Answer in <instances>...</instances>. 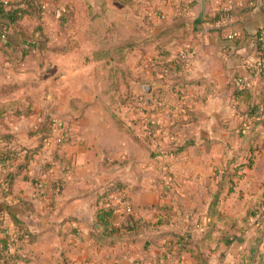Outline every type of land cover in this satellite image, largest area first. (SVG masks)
<instances>
[{
	"label": "crops",
	"instance_id": "1",
	"mask_svg": "<svg viewBox=\"0 0 264 264\" xmlns=\"http://www.w3.org/2000/svg\"><path fill=\"white\" fill-rule=\"evenodd\" d=\"M250 1L233 0L232 19L224 26H219L218 21L222 19L219 13L226 7L227 0H206L201 18H198L201 0H129L128 3L105 0L106 11L100 18L95 16L101 12L97 0L92 6L89 4L88 12L85 10L86 15L89 14V19L86 16V27L91 28L93 35L98 28L96 22L105 28L107 34L113 35L120 26L127 32L131 27L134 29L131 34L110 38L108 47L120 40L133 39L137 48L124 53L123 61L117 63L115 55L97 59L93 54L97 49L95 47L83 58L79 71L84 73L91 67L88 64L105 63L108 69L106 92L111 93L120 90L123 85L130 92L131 82L142 84V80L147 81L141 85L146 93L137 117L139 114L159 120L164 117L162 122L167 126V133L169 125L186 118L184 107L195 112L196 120L184 124L176 132L177 136L171 137L168 133L146 139L142 124L137 126L141 120L131 123L115 113L108 114L109 106L99 97L81 93L79 142L72 137L70 143L63 144L59 149L71 162V170L65 171L64 164L56 162L49 171L41 172L42 164L56 149L55 138L46 137L41 151L27 169L28 176H41L42 183L36 185L19 180L11 194H6L0 184V203L14 202L20 197L33 207L32 211L26 209L18 215L22 226H16L7 214L0 219V249H4L6 239L12 234H19L21 238L14 264H159L157 260L165 250L167 238L153 239L154 234L146 232L140 234L136 241L123 238L112 245L97 241L93 232H103L104 226L94 218L93 203L101 187L120 180L126 186L125 193L133 213L113 214L109 219V229L117 231L119 224L129 223L126 216L155 221L160 212L153 206L165 203L159 195L157 177L160 166L156 160L158 149L166 148L162 142L185 144L183 152L187 149L205 152L218 147L222 156L221 144L216 142L227 134V130L217 132L214 126L218 122L234 126L242 120L248 104L245 93L234 95L236 78L243 77L248 81L253 95L257 94L260 84L259 77L250 72L246 62L255 60L252 37L264 23V0H252V6H249ZM196 19L199 23L194 22ZM184 21L185 32L179 31L174 38L160 37L164 29L180 26V22ZM230 30L238 33L234 39L226 36ZM179 50L186 53L180 78L162 76L161 64L169 63ZM131 53H135L136 62L130 66L126 58ZM116 64L131 71L127 84L119 78L118 89ZM6 74L9 71L1 68L0 84L16 83L14 93L22 84L16 80L6 81ZM12 93L0 94V109L7 100L23 99L10 96ZM129 98L132 99V96L119 103L127 105ZM108 104L113 105L111 101ZM32 108L34 113L29 117L17 118L10 113H2L0 134H11L23 146H35L38 135L35 133L34 117L38 109L34 99ZM105 112L108 116L104 115ZM136 138L150 143L144 145ZM166 150L171 158L172 148ZM261 152L264 148L257 154ZM58 182L62 183V189L55 185Z\"/></svg>",
	"mask_w": 264,
	"mask_h": 264
},
{
	"label": "rangeland",
	"instance_id": "2",
	"mask_svg": "<svg viewBox=\"0 0 264 264\" xmlns=\"http://www.w3.org/2000/svg\"><path fill=\"white\" fill-rule=\"evenodd\" d=\"M93 1L46 0L47 7L39 21L35 18L23 19L27 32H32L39 24L47 38L46 48L27 55L22 61H16L13 64L6 62L0 53V69L9 71V74H6L8 77L4 79L6 81L16 80L22 84V87L10 96L24 98L30 95L33 97L38 109L34 124L46 121L48 130L44 134L52 140L55 138L54 142L61 136L73 137L74 140L77 138L75 141L79 142V96L81 93L99 97L109 106L108 114L115 113L131 123H137L143 119V115L139 114L137 117V114L146 93L141 85L147 81L142 80V84L131 82L130 92L123 85L120 90L111 93L106 92L108 69L105 63L97 65L85 63L91 67L84 73L79 71L83 58L95 47L107 48L110 38L116 36L117 39L134 31L130 27V31L127 32L120 26L115 30L114 35L113 33L107 34L105 28L96 22L99 29L97 28L93 35L91 28L86 27V16L89 19L86 11L88 12L89 6L93 5ZM61 16H66L62 25H60ZM126 61L130 66L136 62L135 53L129 54ZM111 96L114 98L112 99ZM130 96L132 99H128L129 104L119 103ZM108 101H111L113 105H109ZM108 114L104 113L105 116ZM163 118L161 117L160 122ZM141 124L140 121L137 126ZM162 143L166 148L158 149L159 156L156 158L160 166L157 177L159 195L164 198L165 204L172 205L171 210L178 213L173 216V222L169 227L181 230L185 226L196 237H200L203 234L202 230L208 227V220L204 219V214L216 190L215 182L224 164V157L221 156L218 147L205 152L193 149H187L184 152L182 150L183 154L179 156L175 153L178 142L165 141ZM232 144L235 145V142ZM168 147L172 148L171 158L168 157L169 152L166 150ZM243 171L240 179L236 180L237 177L234 179L232 188L227 193L220 194L216 204L218 212L224 218L217 219L214 223L208 264H236L237 254L243 244L245 245L246 237L255 232L256 234L264 232V227L261 226L263 224L258 227L255 223L257 216L264 213V187L262 186L264 152L257 154L252 166ZM131 212L133 213L132 208ZM257 227L260 229L257 230ZM222 232H226L228 236L232 235L233 238L229 246L215 250V241ZM244 234L245 238H243ZM259 251L263 256L255 264H264V237ZM194 262L195 259L187 252L182 254L179 261L182 264H194ZM100 264L108 263L100 262Z\"/></svg>",
	"mask_w": 264,
	"mask_h": 264
},
{
	"label": "trees",
	"instance_id": "3",
	"mask_svg": "<svg viewBox=\"0 0 264 264\" xmlns=\"http://www.w3.org/2000/svg\"><path fill=\"white\" fill-rule=\"evenodd\" d=\"M105 0H97L101 7V12L95 14L97 17H102V14L106 11ZM124 3H128L129 0H119ZM253 4H249L252 6ZM45 9L42 7V3L39 0H10L5 6L0 7V28L6 30L5 37L0 40V53L3 59L9 64L14 62H20L27 55H32L36 51H40L46 48L45 43L47 38L42 31V28L37 24L32 32H27L25 25L23 24V18L32 17L39 21L42 13ZM69 13V12H68ZM220 17H224L225 14L220 12ZM3 16V17H2ZM66 16L60 17V25L63 24ZM195 23H199V20H194ZM186 21L180 22V26H170L161 32L160 37L172 36L173 38L179 33V31H186ZM180 29V30H179ZM254 35L252 37V40ZM137 48V44L133 39H124L107 47L97 48L93 54L95 57H112L115 55L118 59L117 63L123 61L124 53H128ZM170 63H162L166 66ZM181 68L177 75H165L171 79H178L181 76ZM115 74L117 76V87H119V78L124 83H128L131 77V71L122 68L116 64ZM121 76V77H118ZM260 84L256 89L257 94L251 93L250 86L247 83L241 84L235 80L234 95L238 96L245 93L248 96V104L243 118L240 122L234 126L229 127L225 122H218L214 126L215 131L227 130V134L222 135L216 142L221 144L222 156L224 157V164L219 171V176L215 182V191L212 195V199L208 203L207 210L204 214V219L207 222L208 227L204 228L203 234L200 237H196L192 231L183 227L181 230H175L170 228L169 225L173 222V216L178 213L171 210L173 207L170 204H161L155 207L160 213L155 221H148L138 217H127L129 223L119 224L117 231L109 229V219L115 212L107 207H104V199L114 191H122L125 194V199L129 202V199L125 193V184L120 180H114L101 187L96 196V200L93 203L94 218L98 224L104 226V231L93 232V236L100 243L112 245L118 239L126 238L130 241H136L140 234L150 232L155 238H167V245L165 250L158 257L159 264H177L183 253L187 252L191 257L195 259V264H208V253L211 252V241L214 223L217 219L221 220L224 216L218 212L216 204L220 198V194L228 192L233 185V181L240 179L243 176L244 169L250 168L253 164V159L257 152L264 148V71L259 75ZM183 79V78H181ZM187 82V81H186ZM17 88V84L13 82H4L0 84V94L8 95ZM0 115L2 113H10L11 115L21 118L31 116L33 111V97L27 95L23 99H10L1 104ZM186 118L182 121L174 122L168 126V133L173 136H177L176 132L183 127L184 124L190 121H195V112L188 107H184ZM48 130L46 121L39 122L36 125L35 133L38 135V142L33 147H27L19 144L15 141L11 134H0V184L6 194H11L14 185L19 180L30 181L33 184L40 185L42 183L41 176L31 177L27 175V169L29 165L34 161L35 157L41 151L43 141L47 137L44 133ZM143 136L147 139L149 137ZM140 143H150L147 140L136 138ZM150 139V138H149ZM152 139V138H151ZM233 140L235 145L230 142ZM72 140L70 137L61 136L56 140V149L52 151L51 157L46 159L41 166V172L49 171L56 162H62L65 166V171L71 170V162L68 161L63 153L59 151L63 144L70 143ZM176 142V141H175ZM179 143V142H178ZM175 147L176 154L183 150L185 144H177ZM264 187V179L262 182ZM59 189H62V183L55 184ZM130 204V202H129ZM33 210L31 203L27 200H23L20 197L14 202H1L0 203V219L5 214L9 215L16 226H22V221L18 218V215L23 214L25 210ZM255 223L258 227L261 225L264 227V213L258 215L255 219ZM129 224V225H127ZM1 225V222H0ZM256 228L259 230L260 228ZM246 235L244 234L243 238ZM264 232L253 233L251 236L246 237L245 245L239 249L237 254L236 264H255L258 263L263 256L259 251V247L263 242ZM104 238V240H102ZM232 235L226 232H222L215 241V250H221L226 248L231 243ZM236 238V237H235ZM21 239V238H20ZM215 240V239H214ZM244 240V239H243ZM4 248V245H3ZM146 248V245H145ZM204 248V249H203ZM17 257L9 255L5 248L0 249V264H14Z\"/></svg>",
	"mask_w": 264,
	"mask_h": 264
},
{
	"label": "built area",
	"instance_id": "4",
	"mask_svg": "<svg viewBox=\"0 0 264 264\" xmlns=\"http://www.w3.org/2000/svg\"><path fill=\"white\" fill-rule=\"evenodd\" d=\"M10 0H0V7L5 6ZM42 3V7L45 9L47 7L46 0H39ZM249 4H253L251 0ZM233 0H227L226 7L221 9V12L225 14L222 19H219V26L227 25L232 19V7ZM6 35V30L0 28V40H2ZM238 33L234 30H230L227 33L228 39H234ZM252 45L255 48L256 56L254 61H247L246 65L251 73L258 76L260 72L264 71V23H262L254 33V38L252 40ZM186 61V53L183 50L176 52L174 59H172L166 66H163L161 69L162 76L165 75H177L179 68H183ZM238 83L246 84V80L243 77L236 78ZM39 121L41 119L39 118ZM142 123V132L145 136L154 139L156 135H168L167 126L163 125V122L156 117H143L141 120ZM161 123V124H160ZM162 125V127H161ZM46 139H44L45 141ZM104 207L112 209L115 213L121 215H131V206L129 202L125 199V194L122 191L111 192L105 199L103 203ZM20 240L19 234H12L8 239H6L4 248L6 252L14 256L18 251V243Z\"/></svg>",
	"mask_w": 264,
	"mask_h": 264
},
{
	"label": "water",
	"instance_id": "5",
	"mask_svg": "<svg viewBox=\"0 0 264 264\" xmlns=\"http://www.w3.org/2000/svg\"><path fill=\"white\" fill-rule=\"evenodd\" d=\"M205 8H206V0H201V11H200V13L198 15V18L202 17Z\"/></svg>",
	"mask_w": 264,
	"mask_h": 264
}]
</instances>
